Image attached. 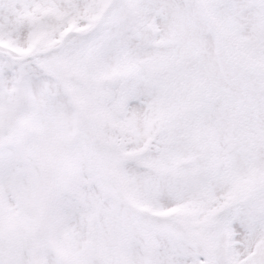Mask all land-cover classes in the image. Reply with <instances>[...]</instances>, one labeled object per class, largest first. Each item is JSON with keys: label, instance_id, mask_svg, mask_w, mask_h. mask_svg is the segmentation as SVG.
<instances>
[{"label": "snow or ice", "instance_id": "6c2138e0", "mask_svg": "<svg viewBox=\"0 0 264 264\" xmlns=\"http://www.w3.org/2000/svg\"><path fill=\"white\" fill-rule=\"evenodd\" d=\"M0 264H264V0H0Z\"/></svg>", "mask_w": 264, "mask_h": 264}]
</instances>
